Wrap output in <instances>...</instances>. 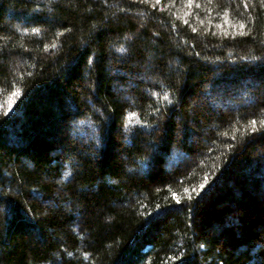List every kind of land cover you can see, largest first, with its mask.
<instances>
[{
    "label": "trees",
    "instance_id": "trees-1",
    "mask_svg": "<svg viewBox=\"0 0 264 264\" xmlns=\"http://www.w3.org/2000/svg\"><path fill=\"white\" fill-rule=\"evenodd\" d=\"M0 264H264V0H0Z\"/></svg>",
    "mask_w": 264,
    "mask_h": 264
},
{
    "label": "snow or ice",
    "instance_id": "snow-or-ice-1",
    "mask_svg": "<svg viewBox=\"0 0 264 264\" xmlns=\"http://www.w3.org/2000/svg\"><path fill=\"white\" fill-rule=\"evenodd\" d=\"M122 51H123V49H122Z\"/></svg>",
    "mask_w": 264,
    "mask_h": 264
}]
</instances>
